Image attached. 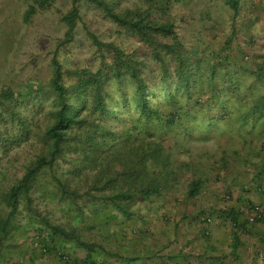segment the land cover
Wrapping results in <instances>:
<instances>
[{
  "label": "rangeland",
  "instance_id": "374dc122",
  "mask_svg": "<svg viewBox=\"0 0 264 264\" xmlns=\"http://www.w3.org/2000/svg\"><path fill=\"white\" fill-rule=\"evenodd\" d=\"M116 1L119 7L136 5L147 9L154 20L171 22L190 58L188 104L172 87L171 97L158 88L154 92L153 104L162 111V117L169 114L168 126L160 129L153 126L150 136L132 111L127 113L119 107L102 118L105 128L115 133L117 141L128 135L132 145L144 143L148 147L147 143L153 141L161 143L167 151L168 164L163 169L171 172L153 177L157 181L155 191L150 194L153 205L173 207L181 214L183 189L195 179L205 184L212 180L208 192L216 200L219 198L223 207L235 200L236 190L250 189L262 194L264 167L258 164V151L264 139V0H236L235 13L227 0ZM69 5V0H0V91L11 90L15 95L12 102L0 96V192L20 177L23 165L38 148L30 135L15 141L21 135L10 110L27 121L31 133L45 117V110L51 106L46 86L49 59L63 33L59 15ZM29 6L33 11L25 15ZM79 12L88 30L99 40L113 42L125 51L135 50L149 63L144 75L154 79V65L140 43L119 32L99 10L88 4L80 2ZM56 56L63 67L95 69L97 66L93 48L79 23L71 42L58 49ZM169 82L172 84L174 79ZM126 86L128 93L129 85ZM112 98L116 99V94ZM177 107L181 110H176ZM251 143L257 145L254 149L259 147L256 157L248 153ZM74 158L72 154H64L56 160L53 173L66 190L76 193L73 194L78 198L76 205H67L68 199L62 197L67 193L57 189L49 176L46 182L41 179L30 195L31 208L25 209L20 203L11 218L8 237L1 246L0 264L10 260L13 263L24 255L41 256L39 238L31 241V236L35 231L42 237L48 233L43 220L65 231L73 228L81 241L98 247V242L105 244L106 233L108 242L114 240L112 226L121 222V210L111 207L108 190H89L90 172L74 170ZM249 201L246 207L250 214L254 205L259 207L258 215L250 222L259 221L262 208L259 204L249 206L253 203ZM115 202L129 208L134 199L117 197ZM6 210L0 204V215ZM56 247L63 254L64 246Z\"/></svg>",
  "mask_w": 264,
  "mask_h": 264
},
{
  "label": "trees",
  "instance_id": "16d2710c",
  "mask_svg": "<svg viewBox=\"0 0 264 264\" xmlns=\"http://www.w3.org/2000/svg\"><path fill=\"white\" fill-rule=\"evenodd\" d=\"M80 2L99 10L119 32L140 43L154 65L153 80L144 75V71L149 69V63L137 55L135 50L125 51L113 42L101 41L88 30L79 12ZM69 3V8L59 15L63 33L56 41L55 50L49 59L50 71L46 86L51 95V106L45 110V117L31 133L27 121L10 110L21 135L15 141L30 135L38 143V148L23 165L20 177L0 192V204L7 208L0 215V263L1 246L8 237L11 218L20 203L25 209L31 208L30 195L41 179L46 182L49 176L56 183L57 189L67 193L62 195L68 199L67 205H76V193L66 190L53 173L56 160L64 154L75 156L72 159L74 170L87 169L90 172L92 180L89 190H108L111 193L108 199L112 208L119 210L121 207L115 202L117 197L127 199L136 193L143 198L154 192L157 181L153 177L171 172L170 169H163L168 164L167 151L161 143L153 141L147 143L148 147H144V143L132 145L128 135L123 141H117L115 133L105 128L102 118L116 107L127 113L132 111L135 120L141 122L144 132L150 135L153 126L160 129L171 122L167 119L169 114L162 117V111L153 104L156 99L155 89L171 97L170 89L173 88L184 96L187 104L191 97L189 54L171 22L154 20L147 9L136 5L119 7L116 0H69ZM227 3L235 13L236 0H227ZM32 11L33 8L29 6L25 15ZM78 23L83 27L85 37L97 58L95 69L63 67L56 56L58 49H63L71 42ZM171 78L174 79L172 84L169 82ZM126 84L129 85L128 93L125 90ZM113 93L116 99L112 98ZM0 96L8 102L15 99L13 92L7 89L1 90ZM4 105L8 106L6 103ZM176 110L181 108L177 107ZM176 116L173 114V117ZM121 133L124 134L125 130ZM199 184L198 179L191 182L188 195H193ZM59 200L62 201L61 198ZM76 209L79 210L77 206ZM43 222L48 233L42 237L39 231H35L31 236V241L39 238L40 255L57 253L60 249L56 245L66 243L88 251L93 249L91 244L79 239L73 228L65 231L59 226Z\"/></svg>",
  "mask_w": 264,
  "mask_h": 264
},
{
  "label": "crops",
  "instance_id": "0c3cea01",
  "mask_svg": "<svg viewBox=\"0 0 264 264\" xmlns=\"http://www.w3.org/2000/svg\"><path fill=\"white\" fill-rule=\"evenodd\" d=\"M249 146L248 153L259 155L258 164L264 167V139L258 155L259 147L254 149L257 145L253 143ZM190 183L183 189L181 214L173 207L154 206L151 195L142 198L135 193L131 206L119 212L121 222L112 226V242H108L106 233L105 244L98 242V247L88 243L93 248L89 251L72 243L63 244L67 261L49 253L24 255L3 264H264V181L260 185L262 194L249 188L248 192L245 188L244 192L236 190L235 200L225 207L209 193L212 180L200 182L193 195L187 193ZM248 199L253 202L249 206H261L259 221L250 222ZM201 216L208 221L200 220Z\"/></svg>",
  "mask_w": 264,
  "mask_h": 264
},
{
  "label": "built area",
  "instance_id": "2783aa9c",
  "mask_svg": "<svg viewBox=\"0 0 264 264\" xmlns=\"http://www.w3.org/2000/svg\"><path fill=\"white\" fill-rule=\"evenodd\" d=\"M258 213H259V207L254 205L253 212L250 214L249 220H253V218L255 216H257ZM200 220L208 221L207 217H204V216H201ZM56 255L59 256L63 261H67V259H68V254L65 255V252H63V254H61V252L57 251Z\"/></svg>",
  "mask_w": 264,
  "mask_h": 264
}]
</instances>
